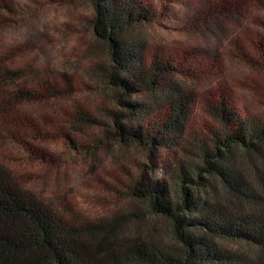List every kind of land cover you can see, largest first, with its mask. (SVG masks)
I'll return each instance as SVG.
<instances>
[{"label":"trees","instance_id":"obj_1","mask_svg":"<svg viewBox=\"0 0 264 264\" xmlns=\"http://www.w3.org/2000/svg\"><path fill=\"white\" fill-rule=\"evenodd\" d=\"M91 3L89 27L106 61L96 69L115 90L116 108L107 109L103 130L146 150L155 174L141 173L128 189L153 215L168 220L177 247L121 236L119 220L84 221L29 186L15 147L28 150L33 161L46 157L28 143L40 128L26 107L51 99L57 89L18 61L22 49L7 48L0 49V264H264V121L220 92L204 101L218 127L197 134L190 121L199 99L173 78L177 66L149 62L142 46L124 35L153 22L149 1ZM6 13H14L13 7L0 0V27L16 23ZM75 120L102 123L84 111ZM163 153L170 162L159 159ZM219 188L231 195L226 201L217 197ZM227 241L243 248L231 250Z\"/></svg>","mask_w":264,"mask_h":264},{"label":"rangeland","instance_id":"obj_2","mask_svg":"<svg viewBox=\"0 0 264 264\" xmlns=\"http://www.w3.org/2000/svg\"><path fill=\"white\" fill-rule=\"evenodd\" d=\"M6 1L14 10L6 16L16 23L0 27V49H22L18 61L30 64L57 89L51 99L26 107L40 128L28 143L46 157L33 161L28 150L15 147V156L24 162L16 164L30 179L29 186L84 221L119 220L121 236L177 247L168 220L153 215L145 200L132 198L128 189L141 173L155 174L146 150L121 144L103 130L107 109L116 108L115 90L96 69L106 61L103 44L89 27L91 0ZM148 1L156 11L153 22L135 25L124 35L142 46L149 62L177 66L173 78L199 99L190 128L207 136L208 127H218L204 101L220 92L239 110L264 121V69L259 63L264 0ZM80 111L102 123L76 121ZM237 151L241 156L242 150ZM159 159L171 157L163 153ZM219 189L217 197L226 201L231 195ZM226 245L243 248L232 241Z\"/></svg>","mask_w":264,"mask_h":264}]
</instances>
